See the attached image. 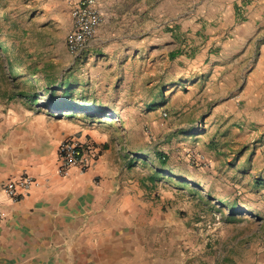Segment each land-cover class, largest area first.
Listing matches in <instances>:
<instances>
[{
    "label": "crops",
    "instance_id": "obj_1",
    "mask_svg": "<svg viewBox=\"0 0 264 264\" xmlns=\"http://www.w3.org/2000/svg\"><path fill=\"white\" fill-rule=\"evenodd\" d=\"M95 1L103 17L96 40L84 57L76 59L67 50L75 58L69 70L53 63L59 77L55 86L72 80L77 101L106 107L113 119L97 110H66L45 96V62L38 59L46 56L43 45L52 42L48 23L67 22L71 32L73 3L0 0V47L5 37L2 22L36 25L34 49L22 50L24 61L16 63L18 54L0 48V264H183L179 253L211 241L216 230L214 210L208 213L187 199L184 208L159 199L161 184L130 169L136 159L109 126L123 119V111L113 108L122 105L120 88L133 94L141 85L145 91L148 45L157 56L151 58L154 64L163 53L167 60L176 52H182L176 59H189L202 49L211 57L215 50L203 45L224 37L227 22H259L260 31L244 40L259 42L264 36V0ZM200 11L208 13L202 16ZM208 17L218 24L217 35L209 40ZM62 49H67L66 34ZM29 57L39 64L38 72L30 69ZM233 58L235 63L215 67L208 76V86H214L207 92L208 101L217 107L199 137L212 135L208 146L222 154L224 171L236 169L252 177L254 187H264V145L258 149L260 156L252 157L248 148L254 139H264V40L259 52L251 53L250 46ZM110 93L113 100L101 98ZM141 99L133 105H145ZM159 101L162 89L148 104L162 106ZM239 105L241 115L226 113ZM71 139L91 144L96 157L86 171L73 167L64 177L59 174V146ZM25 175L34 183L28 192L19 187L20 199L12 201L5 188L19 184Z\"/></svg>",
    "mask_w": 264,
    "mask_h": 264
},
{
    "label": "rangeland",
    "instance_id": "obj_2",
    "mask_svg": "<svg viewBox=\"0 0 264 264\" xmlns=\"http://www.w3.org/2000/svg\"><path fill=\"white\" fill-rule=\"evenodd\" d=\"M200 12L202 16L208 13ZM208 18L205 23L209 30L206 35L209 40L217 35L218 24ZM227 23L229 28L224 37L208 45L206 40L203 45V48L207 46L208 49L209 46L215 50L211 57L208 50L201 49L202 52L194 59L184 57L171 61L163 53V58L154 64L151 58L155 53L150 50L151 45H148L145 91L141 90V85L139 93L136 91L133 94L127 93L124 86L120 88L122 105L113 108L123 111L125 123L122 127L116 118L109 126V130L117 131L124 149L131 150L130 156L136 159L130 169L138 176L158 178L161 184L159 199L163 198L166 203H173L177 208L181 205L184 208L183 200L187 199V202H193L208 213L213 210L218 213L213 215L216 230L213 236H209L211 241L199 242L193 247L189 246L187 252L179 253L183 264H264V187H254L252 177L248 178L247 174L236 169L224 171L226 164L222 162V154L217 147L208 146L212 135L199 137L205 132L203 130L209 128L205 126V119L217 107L212 106L207 95L209 88L213 90L214 87L208 86V76L212 69L232 65L237 59L233 58L234 53L245 51L250 46L251 53L259 52L264 40V36H261L259 42H244L248 36L260 31L259 22L256 25H250L249 22ZM2 25L5 34L14 39L17 47L28 51L34 49L31 42L35 37V22H2ZM48 27L52 42L43 45L46 56L38 61L52 62L67 71L73 67L75 60L67 49H62V36L66 34L67 38L70 33L68 24L49 22ZM6 47V43H3L0 48ZM15 62L19 63V59ZM244 63L245 60L242 61ZM161 89L162 101L159 102H162V106L150 107L148 102L152 101L154 94L158 96ZM111 92L115 95L114 89ZM101 98L109 102L115 97L110 93L107 97L102 94ZM141 98L146 100V106H134L133 103L142 102ZM226 113L241 115V106L232 107ZM238 127H244V124L239 122ZM212 132L210 134H214ZM254 140L248 146L253 150L250 152L252 157L260 156L262 153L258 149L264 145L263 138ZM150 150L167 153L170 171H164L160 175L162 177H158L159 170L155 171L148 162L142 161L143 158L154 159L153 155L147 153ZM137 156L140 158L137 159ZM154 165L158 164L154 162ZM202 181H208L209 184L204 185ZM220 198H228L233 202L237 206L235 211L232 212L228 202ZM211 204H215L216 209Z\"/></svg>",
    "mask_w": 264,
    "mask_h": 264
},
{
    "label": "built area",
    "instance_id": "obj_3",
    "mask_svg": "<svg viewBox=\"0 0 264 264\" xmlns=\"http://www.w3.org/2000/svg\"><path fill=\"white\" fill-rule=\"evenodd\" d=\"M68 0L73 3L72 19L73 30L66 38L68 52L75 58L82 57L94 44L99 28L103 23V17L96 7L95 0ZM164 116H167L166 114ZM95 149L89 143L78 139L63 141L59 146V157L62 166L59 169L61 176H68L71 168H79L86 171L90 160L96 157ZM34 180L29 176H23L19 184L10 183L5 188V193L12 201H18L20 194L18 188L28 192Z\"/></svg>",
    "mask_w": 264,
    "mask_h": 264
},
{
    "label": "trees",
    "instance_id": "obj_4",
    "mask_svg": "<svg viewBox=\"0 0 264 264\" xmlns=\"http://www.w3.org/2000/svg\"><path fill=\"white\" fill-rule=\"evenodd\" d=\"M4 23L7 24L9 22H4ZM11 27L14 28L15 25H11ZM2 43H6L7 47L5 49H10L13 53L18 54L19 55L18 59H20L21 61H24L21 58L22 49L16 46L14 39L9 34L7 35L5 34V37ZM181 55H182V52H176V53L170 54V59L175 60L177 57ZM33 60L34 59H32L31 57L28 58V61H32L29 67L34 72L35 71L38 72L39 64ZM55 70H56V66L52 62H45V65L43 68V75H44V81L47 83V86H48L45 92V96L47 97L49 102L52 103V105H59V106H62V108L66 110H70L74 112L80 111V110L81 111L97 110L100 116L107 117V115L110 113V109L106 107L92 108L85 104H81L79 101H77L74 98V88H73L72 80H67V81L62 80L58 84V86H55L59 78L57 74L55 73ZM159 105H160L159 103L151 104L152 107H158ZM113 115L111 114L109 118L113 119ZM124 123H125V119L123 118L121 119L122 127ZM147 153L153 155L154 159L151 160L150 158H143L142 161L148 162L155 171L159 170L160 174L158 175V177H162L160 175L164 173V171L166 170L170 171L169 169L170 160L166 154L159 152L157 150H150ZM144 157H148V156H144ZM136 158L139 159L140 157L137 156ZM154 162H156L158 165L155 166ZM191 178L193 177L191 176ZM153 179L157 180L158 178L153 177ZM255 183L257 186L260 185V182H255ZM222 199L228 202L227 205L231 207L230 210L235 211L237 206H235L233 202L229 201L228 198H222Z\"/></svg>",
    "mask_w": 264,
    "mask_h": 264
}]
</instances>
